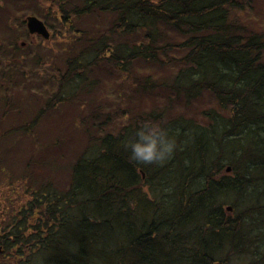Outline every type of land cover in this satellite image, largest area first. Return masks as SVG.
Wrapping results in <instances>:
<instances>
[{"label": "trees", "instance_id": "obj_1", "mask_svg": "<svg viewBox=\"0 0 264 264\" xmlns=\"http://www.w3.org/2000/svg\"><path fill=\"white\" fill-rule=\"evenodd\" d=\"M44 1L55 12L42 21L62 25L71 44L30 121L0 124V137L16 138L0 148L2 170V150L32 141L25 198L1 221V254L12 264H264V27L239 14L252 0ZM11 48L18 60L22 48ZM147 65L165 71L138 69ZM35 70L14 62L6 87ZM101 72L122 77L124 97L156 93L153 105L95 103ZM17 94L13 105L31 104ZM74 98L87 101L80 145L67 159H37L42 114ZM144 121L176 142L162 163L130 159Z\"/></svg>", "mask_w": 264, "mask_h": 264}, {"label": "rangeland", "instance_id": "obj_2", "mask_svg": "<svg viewBox=\"0 0 264 264\" xmlns=\"http://www.w3.org/2000/svg\"><path fill=\"white\" fill-rule=\"evenodd\" d=\"M54 11V6L51 3L44 0H0V48L5 50V53L0 52V99L9 97L7 100L12 104V109L5 110V105L0 100V124L1 126H15L16 124H25L36 114L39 106L47 100V98L56 89L58 78H56L55 70L58 67L63 66V60L67 56V49L71 43L63 39L61 32L64 31L62 25H55V29L47 27L50 31V37L45 39L40 34L29 33L26 27V17L28 15H36L38 18L44 21L43 14L47 11ZM55 12V11H54ZM240 16L243 15L244 19H250L253 24H257L260 27H264V0H252V7L246 9V11L239 12ZM58 20V19H57ZM65 35V34H64ZM25 44L21 45L22 42ZM21 47L18 60L14 58L11 60L9 56L12 54V46ZM24 57H23V56ZM10 59V60H8ZM33 60V61H32ZM41 60V64H39ZM24 61V62H23ZM14 62L18 64H24V68L36 70L34 72H28L24 77L22 74H17V83L10 82L6 87L7 77L3 75V71L7 68L14 66ZM35 64L36 66L33 67ZM38 66H41L38 68ZM141 69L142 73H162L165 70L157 69L153 66L147 65ZM108 74L100 73V85H97V91H94L91 96L95 99V103L100 102L113 105H124L126 102L134 101L137 96L138 107H149L153 105L152 98L156 93L143 95H135L130 99L128 95L124 97L121 94V90L118 88L122 77L110 79ZM123 88L128 91V85L125 83ZM17 92L24 94L27 101H30V105L15 104L13 105V98L18 94ZM35 95V96H34ZM163 94H158L162 96ZM87 96H85L86 98ZM85 98H74L72 102L62 101L57 103L53 108H50L46 113L42 114V119L38 122L39 127L35 132L42 133L40 138H36L35 146L37 149V159H51L54 157L66 156V159L70 157L69 154L73 153L80 145L81 134L77 129L79 117L85 114L87 107ZM143 98V100H142ZM16 99V98H15ZM32 100V101H31ZM35 100V101H33ZM83 100V101H82ZM142 100V101H141ZM32 105V106H31ZM210 105V103H208ZM17 106H23L22 111L25 113L21 118H16ZM30 106V107H29ZM28 107L31 109L26 114ZM176 111H184L185 115L193 114L192 110L185 109L183 105H177ZM82 115V116H83ZM199 117V115H198ZM6 137H0V148L6 146ZM6 138V139H5ZM23 149H18L16 152L13 149L7 152L2 150L1 153L4 157H8L5 160V165L10 167L2 170L0 168V225L4 218L7 221V217L13 214L14 205L16 202L25 198V164H27L28 156L25 155L26 151L30 150L29 158L32 154V141L29 137H23ZM16 138H11L9 142H14ZM4 141V142H3ZM58 141L57 145H48L49 143ZM70 141V142H69ZM69 143L65 149V144ZM5 143V144H4ZM47 145V148L45 147ZM23 150V151H22ZM24 152V153H23ZM7 156H6V155ZM68 155V156H67ZM33 157V156H32ZM54 160V159H52ZM59 162V161H58ZM29 166L32 167V161H29ZM0 250V264H12V262L1 254Z\"/></svg>", "mask_w": 264, "mask_h": 264}, {"label": "clouds", "instance_id": "obj_3", "mask_svg": "<svg viewBox=\"0 0 264 264\" xmlns=\"http://www.w3.org/2000/svg\"><path fill=\"white\" fill-rule=\"evenodd\" d=\"M130 159L143 163H162L175 152L176 142L165 127L152 121H144L135 131L134 138L126 145Z\"/></svg>", "mask_w": 264, "mask_h": 264}, {"label": "water", "instance_id": "obj_4", "mask_svg": "<svg viewBox=\"0 0 264 264\" xmlns=\"http://www.w3.org/2000/svg\"><path fill=\"white\" fill-rule=\"evenodd\" d=\"M26 27L29 33L40 34L45 39L50 37V31L45 23L35 15H28L26 17Z\"/></svg>", "mask_w": 264, "mask_h": 264}, {"label": "flooded vegetation", "instance_id": "obj_5", "mask_svg": "<svg viewBox=\"0 0 264 264\" xmlns=\"http://www.w3.org/2000/svg\"><path fill=\"white\" fill-rule=\"evenodd\" d=\"M22 44L24 45V44H25V42L23 41V42L21 43V45H22Z\"/></svg>", "mask_w": 264, "mask_h": 264}]
</instances>
